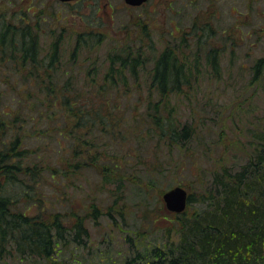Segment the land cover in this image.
I'll return each instance as SVG.
<instances>
[{
    "label": "trees",
    "instance_id": "trees-1",
    "mask_svg": "<svg viewBox=\"0 0 264 264\" xmlns=\"http://www.w3.org/2000/svg\"><path fill=\"white\" fill-rule=\"evenodd\" d=\"M30 24L23 17L20 23L0 18V100L15 94L7 103L0 102V257L16 253L35 263L47 260L51 264L58 248L73 242L85 244L87 220L104 213V194L113 197L107 214L124 215L127 181L133 180L127 166L130 156L139 157L148 170H153L142 156L144 140L155 138L156 146L184 150L186 141L199 135L193 121L181 124L173 120L172 110L179 107L173 104L170 108V98L197 84L201 52L206 54L210 76L220 80L223 49L214 46L213 36L219 31L211 19L202 25L195 23L180 41L168 44L154 60L146 108L133 114L143 122L140 127L133 125L136 144L118 151V143L128 142L120 128L126 120L122 104L130 98L131 84H144L141 72L153 57L143 44L130 42L101 53V33L83 32L65 58L61 36L45 51ZM228 35L225 41L235 42ZM253 44L249 43L251 47ZM189 45L197 48L187 54L184 48ZM230 46L233 54V44ZM243 68L241 64L239 70ZM250 69L252 77L244 86H260L264 55L254 58ZM260 89L254 92L258 94ZM256 122L257 131H249L250 148L245 150L243 163L232 165L222 156L204 169L207 173L200 171L199 194L191 191L186 210L176 214V224L171 226L176 240L164 248H138L126 264H264V117L251 126ZM30 139L38 144L28 143ZM101 155L110 158L106 161ZM91 168L98 174L92 184L96 193L83 199V213L76 207L67 211L48 207L39 186L45 173L56 188L62 189L70 179L68 174L77 176ZM195 200L200 206L190 210ZM31 205L38 206V213L26 211ZM74 216L75 220L69 221ZM138 256L141 261L137 262Z\"/></svg>",
    "mask_w": 264,
    "mask_h": 264
},
{
    "label": "rangeland",
    "instance_id": "rangeland-1",
    "mask_svg": "<svg viewBox=\"0 0 264 264\" xmlns=\"http://www.w3.org/2000/svg\"><path fill=\"white\" fill-rule=\"evenodd\" d=\"M0 15L17 23L22 17L27 19L36 28L45 51L61 36L65 58L70 55L78 34L83 32L101 33L104 39L101 53L117 48L119 43L143 44L153 59L141 72L144 84H131L130 98L122 104L126 120L120 128L128 142L118 143V151L128 150L129 145L133 143V148L136 144L132 135L133 125L140 127L143 122L133 114L146 108L154 60L173 40L180 41V36L192 30L195 23L202 25L212 20L219 31L213 36L214 46L220 51L223 49L220 60L222 78L217 80L210 76L212 71L207 66L206 54L201 52L198 54L201 73L197 84L185 87L182 95L170 98V108L173 104L179 107L172 110L173 120L177 119L176 122L181 124L193 121L199 135L187 140L184 150L172 145L156 146L155 138L144 140L142 156H146L145 161L153 165V170H148L139 157L130 156L127 166L133 180L127 181L125 193L128 200L124 215L112 217L107 214L109 205L113 207L110 204L113 197L109 199L104 194V206L101 208L104 213L98 219L87 220L89 236L85 237V244L73 242L58 248L51 264H126V259L135 256L138 248L143 251L147 246L164 248L173 243L177 236L171 226L176 224L178 216L177 212L167 208L163 193L180 184L188 189L189 194L192 191L198 195L201 189L198 187L201 184L198 174L219 157L224 156L232 165L243 163L247 159L245 150L250 148L249 131L251 128L257 131V122L254 127L251 125L257 118L264 117V92L261 91L264 90V77L260 86H244L252 77L250 65L254 58L264 55V0H148L138 6L129 5L125 0H0ZM226 34H230L235 42L225 41ZM250 42L254 43L252 47ZM230 44H233V54H230ZM196 48L189 45L184 48L185 53L189 54ZM206 48L210 46L206 45ZM241 64L245 68L239 70ZM99 67L102 69L101 65ZM258 87L261 88L260 93L256 94L254 90ZM186 92H189L188 97ZM12 95L15 94H6L0 102L7 103ZM155 96L159 98L157 94ZM28 143L38 144L32 139ZM100 157L106 161L110 158ZM67 176L70 179H66L61 189L56 188L54 185L57 184L45 173L39 184L43 190L41 193L48 199L50 209L67 211L76 207L83 213L86 205L83 199L95 195L92 184L97 182L98 174L91 168L77 176ZM102 197L98 198L100 205H103ZM199 206L195 200L189 209ZM26 211L34 215L38 213V206H26ZM68 219L73 221L75 216ZM68 225L72 227L71 222ZM136 259L141 261L139 256ZM37 262L16 253L0 257L3 264L48 263L47 260Z\"/></svg>",
    "mask_w": 264,
    "mask_h": 264
},
{
    "label": "water",
    "instance_id": "water-1",
    "mask_svg": "<svg viewBox=\"0 0 264 264\" xmlns=\"http://www.w3.org/2000/svg\"><path fill=\"white\" fill-rule=\"evenodd\" d=\"M71 1V0H61ZM130 5H142L148 0H125ZM163 199L169 210L180 213L186 210L188 206L189 191L182 185L171 187L163 193Z\"/></svg>",
    "mask_w": 264,
    "mask_h": 264
}]
</instances>
